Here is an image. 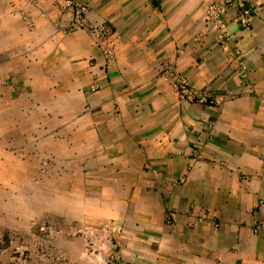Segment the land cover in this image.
<instances>
[{
  "label": "crops",
  "instance_id": "1",
  "mask_svg": "<svg viewBox=\"0 0 264 264\" xmlns=\"http://www.w3.org/2000/svg\"><path fill=\"white\" fill-rule=\"evenodd\" d=\"M82 1L109 27L102 42L56 29L69 22L63 0H4L0 151L37 157L0 175L39 179L19 211L31 253L264 264V0H243L247 28L236 6L221 13L222 42L206 20L214 0ZM167 66L208 102L180 100ZM33 216L58 230L50 246Z\"/></svg>",
  "mask_w": 264,
  "mask_h": 264
},
{
  "label": "rangeland",
  "instance_id": "2",
  "mask_svg": "<svg viewBox=\"0 0 264 264\" xmlns=\"http://www.w3.org/2000/svg\"><path fill=\"white\" fill-rule=\"evenodd\" d=\"M4 14V0H0V86L3 87L5 77H2L1 69L5 66V48L9 45V41L5 38V32L3 29V17ZM3 83V84H2ZM13 156V157H12ZM33 158L37 157V153L35 152L34 146L31 152H21L19 146L7 144V153L4 154L0 151V171L7 169L5 172H12L11 167H18L17 162L20 159L24 158ZM49 165L48 160L41 161L40 168L41 171L45 170ZM41 178V177H40ZM38 178L36 176L25 177V176H8L0 175V264H28L32 258L38 259L36 261L38 264L42 263L41 258L47 259L45 262H51V259L57 263L58 261L63 262L67 261V257L64 256L61 252H56L54 256H49V254L45 257L42 256L40 252L31 253V245L27 240L26 235L22 232L20 228V218L19 215L20 205L29 197L27 194L28 189H32L34 192L35 182H38ZM31 186H33L31 188ZM29 192V191H28ZM28 196V197H27ZM32 197V196H31ZM24 198V199H23ZM49 218V217H48ZM33 216L31 219L29 228H33V234L36 236H40V238L48 242V246H50L51 242H54L56 234H58V230L56 227L50 222L48 219L38 220ZM41 224H47L54 230V236L51 238H47L44 234L39 230ZM77 229V227H71L70 236L72 235L73 230ZM39 233V234H38Z\"/></svg>",
  "mask_w": 264,
  "mask_h": 264
},
{
  "label": "built area",
  "instance_id": "3",
  "mask_svg": "<svg viewBox=\"0 0 264 264\" xmlns=\"http://www.w3.org/2000/svg\"><path fill=\"white\" fill-rule=\"evenodd\" d=\"M236 6L238 9L237 22L243 28H247L252 21V9L246 7L243 4V0H214L206 9V20L209 27L211 26L217 33L219 42L225 39L226 24L221 19L220 14L227 8ZM62 12L68 13L69 22L67 24H59L57 30L62 32H74L77 30L87 31L96 41L102 42L109 33V27L104 21L91 22L86 16V6L82 0H63ZM24 20L29 26H32V22L28 21L26 17ZM106 54L111 57L112 51L107 50ZM162 74L167 76L171 82L173 89L177 93L178 97L182 101H191L204 104L208 102V94L206 92H198L195 90L187 80V78L181 74L176 73L170 66L162 69ZM39 230L47 238L54 236V230L47 224H41ZM82 233L80 229H75L72 235ZM93 245L90 242V246ZM93 248V246L91 247Z\"/></svg>",
  "mask_w": 264,
  "mask_h": 264
}]
</instances>
